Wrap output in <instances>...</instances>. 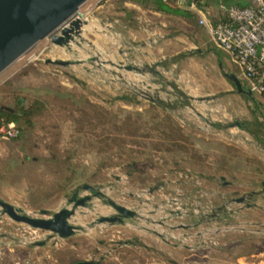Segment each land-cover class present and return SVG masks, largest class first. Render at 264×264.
Masks as SVG:
<instances>
[{"label":"rangeland","instance_id":"rangeland-1","mask_svg":"<svg viewBox=\"0 0 264 264\" xmlns=\"http://www.w3.org/2000/svg\"><path fill=\"white\" fill-rule=\"evenodd\" d=\"M123 7L121 0H89L80 9L79 17L89 23L84 38L94 49L87 43L73 49L79 59H87L88 50L99 54L102 70L49 63L74 58L45 38L0 74V111H16L20 103L38 110L30 128L15 124L18 137L0 138V198L29 214L55 213L87 183L150 221L91 227L114 213L94 199L72 219L82 231L32 247L49 234L0 217V264H202L204 256L221 263L264 246V97L255 94L252 102L234 92L209 32H192L199 31L196 22L188 27L174 17L172 43H166L165 31L149 47L142 25L131 21L141 19L140 11L125 21ZM155 23L169 25V16H157ZM108 61L138 67L162 62L157 71L166 80L128 73ZM201 97L215 99L194 100ZM198 113L221 125L246 122L253 133L213 127ZM255 192L249 202H233ZM169 211L194 215L175 217L169 227L151 222ZM232 231H244L233 239L251 243L200 250L205 236L210 246ZM123 241L134 245H119Z\"/></svg>","mask_w":264,"mask_h":264},{"label":"water","instance_id":"water-1","mask_svg":"<svg viewBox=\"0 0 264 264\" xmlns=\"http://www.w3.org/2000/svg\"><path fill=\"white\" fill-rule=\"evenodd\" d=\"M88 1L0 0V74L45 38H50L54 46L66 49L74 58V60H50L48 61L49 63L62 67L85 66L86 64H90L102 70L103 64L100 61L99 54L93 56L91 51L88 50L89 57L87 59H79L77 49L71 47V44L74 43L79 49H84L83 43H87L89 47L94 49L93 44L81 36L83 26H87L89 23L87 20L82 21L83 19L79 17V12ZM75 37H78L79 41H76ZM107 63L111 67L135 75L145 76L146 74H150L161 80H166L164 75L157 71L158 67L163 66L162 62L146 67H138L122 62L115 63L113 61H108ZM113 74L117 73L114 72ZM118 76L122 77L121 75ZM227 77L233 83L235 93L255 102V94L245 86L242 79L234 74H230ZM143 95L150 102L160 103L161 101L159 98H154L145 92H143ZM214 99L215 97L194 98L195 101L201 103ZM198 115L203 121L208 122L216 128H237L239 130H246L250 134L253 133V129L249 128L246 122L236 121L229 125H221L209 122L200 113ZM256 138L260 141L258 136ZM256 194L258 193L255 192L249 197L234 199L233 202L238 204L249 202ZM94 199H102L105 205L110 206L114 210V213L97 218L91 223V227L105 224L109 227L136 225L139 219L150 221L144 218L137 210L130 209L110 199L101 187H95L87 183L76 187L64 206L55 213L47 209H42L34 214H29L25 210L15 207L0 198V217L7 216L15 223L26 225L33 230L47 232L49 235L45 240L31 244L32 247H45L51 240H66L75 236L78 231H82L84 228L72 223V219L77 215L79 210L89 208ZM221 210L222 208L218 209V212ZM184 215L193 216L194 214L182 211H169V216L159 221L151 222L159 226L169 227L166 225V222L175 217L182 218ZM197 226H188L186 228ZM170 228L174 229V227ZM156 235L164 239L163 235L159 233H156ZM119 245H134V242L123 241L119 242ZM101 261H81L73 264H101Z\"/></svg>","mask_w":264,"mask_h":264},{"label":"built area","instance_id":"built-area-1","mask_svg":"<svg viewBox=\"0 0 264 264\" xmlns=\"http://www.w3.org/2000/svg\"><path fill=\"white\" fill-rule=\"evenodd\" d=\"M165 4L186 3L188 10L200 16L198 24L206 27L213 45L229 55L240 68L243 83L254 94L264 97V0H251L247 7H224L226 20H208L203 0H161ZM21 134L11 123L0 126V138L14 139Z\"/></svg>","mask_w":264,"mask_h":264},{"label":"crops","instance_id":"crops-1","mask_svg":"<svg viewBox=\"0 0 264 264\" xmlns=\"http://www.w3.org/2000/svg\"><path fill=\"white\" fill-rule=\"evenodd\" d=\"M121 2L127 7H123V11H125L126 18L125 21H128L132 18V15L134 16L135 12L140 11V18L131 19L136 24L142 25L141 28V36L148 41V46L150 47L152 45V41L158 40V36H163L165 31L166 34V43L171 44L172 38L176 32V29H174V17H177L179 20L178 22H181L184 25H187L188 27L191 26L190 22H196L199 31H195L196 28L193 29V33H196L197 35L200 34L202 36L204 30H209L206 27L200 26L198 24V20L200 19V16L197 13H193L188 10V7L186 3H171V4H165L160 0V3H158L156 0H121ZM248 5L251 4V0H247L246 2ZM204 6L208 9L209 13L207 15L208 20L214 23H218L221 21H224L226 19V14L224 11V7H231L227 6L224 1L222 0H203ZM142 5L148 6V8L145 10V8H142ZM235 5V4H233ZM131 8V9H128ZM160 8H165L167 11H161ZM142 13V14H141ZM162 15H168L169 16V25L168 23L163 24V26H159L155 23V19L157 16ZM196 26V27H197ZM141 27V26H140ZM193 28V27H192ZM185 35V36H184ZM182 37L184 39H189V36L187 34H184ZM217 49V48H216ZM219 53L217 55L224 59V64L229 69L231 74L236 75L240 78L241 70L240 68L232 61L231 57L227 55L226 53L222 52L221 50H218ZM241 79V78H240ZM238 233L245 234L244 231L238 232V231H232V232H226L225 234L218 235L216 239H214L213 242H210V246L207 245V240L209 236H205L206 242H204L206 245H204L200 250H206L205 248L211 249L212 252H215L217 249H232V248H240L242 244H250L251 242H248L246 239L236 240L233 239V235L237 236ZM224 241V242H223ZM222 242V243H221ZM248 247V245H247ZM247 247H243V249H247ZM242 248V247H241ZM191 250H187V252L190 253ZM197 251V250H196ZM191 251L193 253L196 252ZM204 261L202 264H264V246L261 247L257 246L254 250H248L244 254H241L240 256L236 255L235 257L231 258L229 261H221V263H212V261L215 260V258L207 259V256H204ZM186 261V260H185ZM33 260H27L25 262H16L15 264H31ZM218 262V261H217Z\"/></svg>","mask_w":264,"mask_h":264},{"label":"trees","instance_id":"trees-1","mask_svg":"<svg viewBox=\"0 0 264 264\" xmlns=\"http://www.w3.org/2000/svg\"><path fill=\"white\" fill-rule=\"evenodd\" d=\"M222 1H224L227 6H238L242 8L249 6L246 3L247 0H222ZM160 10L164 12L167 11L165 8H160ZM37 113H38V110H36L35 106L31 108H25L24 106H22V103H20V107L16 111H9V110L0 111V126L9 125L11 123H14L16 125L20 124V126L22 127L30 128L33 125L32 117L36 116Z\"/></svg>","mask_w":264,"mask_h":264},{"label":"bare ground","instance_id":"bare-ground-1","mask_svg":"<svg viewBox=\"0 0 264 264\" xmlns=\"http://www.w3.org/2000/svg\"><path fill=\"white\" fill-rule=\"evenodd\" d=\"M82 21H83V20H82ZM83 22H84V21H83ZM84 28L87 29V26L84 25L83 28H82V34H81V36H82L83 38L85 37V35H86V31H87L86 29L84 30ZM88 32H89V31H88ZM96 32H98V31H96ZM75 39H76V41H79V38H78V37H75ZM83 44H84V43H83ZM71 45H72V46H71L72 48H73V47H77L74 43H72ZM55 47H56V46H55ZM57 48H59V49H61V50H64L65 52H67L66 49H62V48H60V47H57ZM77 48H78V47H77ZM83 48H84V47H83ZM60 52H61V51H60ZM62 52H63V51H62ZM62 54H63V53H62ZM81 56H82V55H81ZM100 61H101V60H100ZM101 63L104 64L103 62H101ZM128 73H129V72H128Z\"/></svg>","mask_w":264,"mask_h":264}]
</instances>
